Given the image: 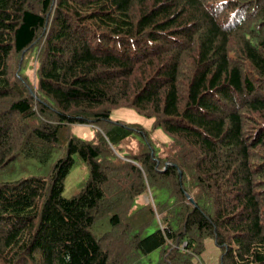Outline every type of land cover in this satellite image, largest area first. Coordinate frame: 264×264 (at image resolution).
Returning <instances> with one entry per match:
<instances>
[{"label": "trees", "instance_id": "trees-1", "mask_svg": "<svg viewBox=\"0 0 264 264\" xmlns=\"http://www.w3.org/2000/svg\"><path fill=\"white\" fill-rule=\"evenodd\" d=\"M34 47L37 89L12 69ZM58 150L0 180V264H197L205 238L218 264H264V0H0V172ZM76 154L89 176L66 197Z\"/></svg>", "mask_w": 264, "mask_h": 264}, {"label": "rangeland", "instance_id": "rangeland-1", "mask_svg": "<svg viewBox=\"0 0 264 264\" xmlns=\"http://www.w3.org/2000/svg\"><path fill=\"white\" fill-rule=\"evenodd\" d=\"M39 66L38 58H37V48H32L29 50L24 59L20 62H16V60H13L12 69L14 68V72L17 75V72L21 75V77H25V79L29 80V82L34 86V89H37V83H38V73H37V67ZM19 75V76H20ZM9 100V99H8ZM11 101V100H10ZM9 101V102H10ZM5 104L8 103L7 100L4 101ZM111 117L113 120H119L127 123H141L146 128L153 130L154 136L157 137L159 140L165 143L170 142V136L169 134L162 128V127H155V118L149 117L146 114L140 112L139 110L132 108V107H118L115 108L112 111ZM26 125L23 127L22 131L27 132V128L29 125H33L35 123L34 119H26ZM97 128L90 124H75L71 126V133L73 135L85 138V139H92L96 134ZM130 142H127L126 144L121 145L122 151H127L128 146L130 145ZM61 156V151H56L53 155L51 160L49 161L48 165L41 164L36 159H20L17 160L14 170L7 171V169H3L0 172V180H6L11 178H17V177H23L25 175L29 174H46L49 172L51 165ZM75 164L73 168L71 169L69 175L66 178L65 181V190H64V196L70 197L72 196L79 188L80 186L87 180L89 176V169L86 163L80 158L78 154L75 155ZM12 167V169H13ZM160 198H166V195L163 194V192L159 193ZM153 193L148 189L147 192L137 196L135 200H133L132 205L130 206L129 214H140L143 211H145L146 207L148 205L151 206L152 202L154 203L153 199ZM154 226V225H153ZM110 229V225L108 221L105 219L104 221L100 222L98 225V230L101 232L104 230ZM127 229H124V231ZM128 236V235H126ZM131 241V235L129 236ZM129 242H125V240L119 241L115 239L114 244L112 246H115V249H112L111 256L114 262H122L123 260L121 258V251L122 248L127 246L129 248ZM203 244L205 247V250L199 255H194V261H196L197 264H218L219 263V254L220 249L215 244L214 240L210 238H205L203 240ZM131 257L129 261L125 260L123 261V264H130L131 261H135L137 258L143 259L142 255H136L131 254ZM166 256L168 259V251H165L164 249L157 250L154 253L145 256L149 260V264H156L159 259L160 261L163 259V257Z\"/></svg>", "mask_w": 264, "mask_h": 264}, {"label": "water", "instance_id": "water-1", "mask_svg": "<svg viewBox=\"0 0 264 264\" xmlns=\"http://www.w3.org/2000/svg\"><path fill=\"white\" fill-rule=\"evenodd\" d=\"M192 200V199H191ZM193 201V200H192Z\"/></svg>", "mask_w": 264, "mask_h": 264}]
</instances>
